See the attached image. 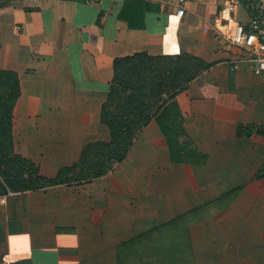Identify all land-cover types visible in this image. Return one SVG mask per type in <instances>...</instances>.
I'll return each mask as SVG.
<instances>
[{"label": "crops", "instance_id": "0c3cea01", "mask_svg": "<svg viewBox=\"0 0 264 264\" xmlns=\"http://www.w3.org/2000/svg\"><path fill=\"white\" fill-rule=\"evenodd\" d=\"M0 0V69L17 74L14 152L55 177L101 119L115 58L182 52L209 64L104 175L0 195V264H264V73L217 38L223 0ZM234 13L249 28L257 5ZM5 259V260H4Z\"/></svg>", "mask_w": 264, "mask_h": 264}, {"label": "trees", "instance_id": "16d2710c", "mask_svg": "<svg viewBox=\"0 0 264 264\" xmlns=\"http://www.w3.org/2000/svg\"><path fill=\"white\" fill-rule=\"evenodd\" d=\"M152 7L145 0H126L121 17L129 26L138 27L142 24H135V16ZM208 67L202 58L185 52H136L115 58L111 88L101 110L109 140L85 145L78 162L61 168L53 178L42 176L34 163L14 152L11 118L13 103L20 94L19 81L14 71L0 69V195L104 175L124 157L142 127L158 113L159 119L168 115L167 102Z\"/></svg>", "mask_w": 264, "mask_h": 264}, {"label": "built area", "instance_id": "2783aa9c", "mask_svg": "<svg viewBox=\"0 0 264 264\" xmlns=\"http://www.w3.org/2000/svg\"><path fill=\"white\" fill-rule=\"evenodd\" d=\"M176 7V14L182 16L186 0H157ZM242 0H223L221 13L208 21L205 28L211 27L217 38L242 49L254 73H264V13L259 2L249 21V28L237 21L234 13L241 6ZM10 192V191H8ZM5 260V259H4Z\"/></svg>", "mask_w": 264, "mask_h": 264}]
</instances>
